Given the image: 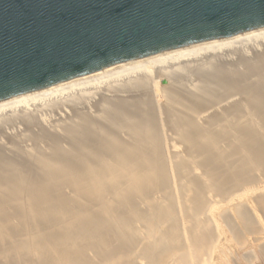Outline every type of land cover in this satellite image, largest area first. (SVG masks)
I'll list each match as a JSON object with an SVG mask.
<instances>
[{
	"label": "bare ground",
	"instance_id": "1",
	"mask_svg": "<svg viewBox=\"0 0 264 264\" xmlns=\"http://www.w3.org/2000/svg\"><path fill=\"white\" fill-rule=\"evenodd\" d=\"M257 260L264 27L0 100V264Z\"/></svg>",
	"mask_w": 264,
	"mask_h": 264
},
{
	"label": "water",
	"instance_id": "2",
	"mask_svg": "<svg viewBox=\"0 0 264 264\" xmlns=\"http://www.w3.org/2000/svg\"><path fill=\"white\" fill-rule=\"evenodd\" d=\"M264 27V0H0V100Z\"/></svg>",
	"mask_w": 264,
	"mask_h": 264
},
{
	"label": "rangeland",
	"instance_id": "3",
	"mask_svg": "<svg viewBox=\"0 0 264 264\" xmlns=\"http://www.w3.org/2000/svg\"><path fill=\"white\" fill-rule=\"evenodd\" d=\"M230 247L232 248V251L233 250H237V251H239V247L237 246V244H236V242H235V240L233 239V238H231V240H230ZM237 248V249H236ZM250 248L252 249V248H254L253 246L251 247V246H249L247 249H248V251L250 252ZM257 248V247H256ZM246 249V250H247ZM255 249V248H254ZM243 250H245V249H243ZM231 262V261H230ZM224 263L225 264H229L227 261H224ZM143 264H144V262H143ZM148 264H150V263H148ZM237 264V263H236ZM253 264H264V260H257L256 262H254Z\"/></svg>",
	"mask_w": 264,
	"mask_h": 264
}]
</instances>
